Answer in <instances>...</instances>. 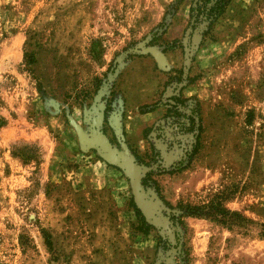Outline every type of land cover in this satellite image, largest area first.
Wrapping results in <instances>:
<instances>
[{"label": "rangeland", "instance_id": "rangeland-1", "mask_svg": "<svg viewBox=\"0 0 264 264\" xmlns=\"http://www.w3.org/2000/svg\"><path fill=\"white\" fill-rule=\"evenodd\" d=\"M189 6L0 0V264H264V0H231L206 38L185 33ZM114 60L124 106L105 124L108 90L93 84ZM179 70L191 79L181 95L199 104L200 149L187 169L154 175L157 192L131 151L144 155L143 131L165 112L144 105L179 89L168 79ZM218 191L243 221L185 218V261L159 240L176 241L164 201L198 205Z\"/></svg>", "mask_w": 264, "mask_h": 264}, {"label": "trees", "instance_id": "trees-1", "mask_svg": "<svg viewBox=\"0 0 264 264\" xmlns=\"http://www.w3.org/2000/svg\"><path fill=\"white\" fill-rule=\"evenodd\" d=\"M182 1L176 0V3L178 4ZM230 1L190 0L185 33L189 35L200 30V36L206 38L210 35L213 26L224 14ZM167 24L166 19L163 18L162 22L150 31V39L146 41V44L151 45L158 41L164 33ZM124 54L127 57L133 56V54L126 52V50ZM118 64L119 62L114 60L113 64L108 68V71L103 75V78H94L93 88L95 94L98 95L100 92H104L105 88L108 90V93L104 92V96H102L104 104L102 105L103 109L101 113L105 124L108 122L111 113L117 107L123 108L124 106V99L114 82ZM176 73L177 75L170 76L168 79L174 84H180L179 89L172 88L171 93L163 100L159 99L151 104L144 105V108H146L145 112H151L159 106L165 108L162 117L154 125L145 128L143 131V136L148 143L144 155L140 156L135 150L131 151L136 162L145 170L144 177L141 178V184L145 187H150L151 184H155L154 190L157 192L158 187L153 176L165 173L175 174L187 169L199 152L200 137L203 132L199 104L193 98L183 97L180 93L186 83H191V79L185 78L180 70L176 71ZM109 76H112L113 81L109 80ZM165 84L167 85V82ZM12 148L11 155L23 161L39 158L38 148L36 146H31V153L23 152L20 150L21 148L17 149L13 146ZM165 155H169L170 158L166 160ZM229 198L230 194L224 191H218L208 201L198 205H191L189 203H183L182 201H179L176 205H171L167 201H164L169 209L167 220L171 228H173L176 241L174 244H171L167 237L165 239L159 237V240L162 241L163 245L174 247L177 250L180 248L186 261L188 253L184 249L181 235L178 233V228L182 230L186 227L184 219L187 217L201 218L227 226L234 223L233 217L243 221L239 214L225 208L224 202ZM133 208L139 217L141 224L139 227L140 232L147 235L153 227L145 221L135 205H133ZM42 232L45 245L50 250L52 247L50 236L45 231Z\"/></svg>", "mask_w": 264, "mask_h": 264}, {"label": "water", "instance_id": "water-1", "mask_svg": "<svg viewBox=\"0 0 264 264\" xmlns=\"http://www.w3.org/2000/svg\"><path fill=\"white\" fill-rule=\"evenodd\" d=\"M169 240V239H168ZM169 242H170V240H169ZM171 243V242H170Z\"/></svg>", "mask_w": 264, "mask_h": 264}]
</instances>
